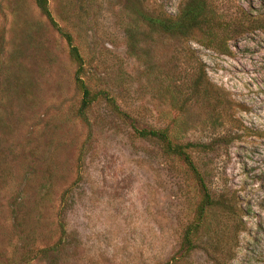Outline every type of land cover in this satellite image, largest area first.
<instances>
[{
  "label": "rangeland",
  "instance_id": "rangeland-1",
  "mask_svg": "<svg viewBox=\"0 0 264 264\" xmlns=\"http://www.w3.org/2000/svg\"><path fill=\"white\" fill-rule=\"evenodd\" d=\"M45 1L55 24L36 0H0V264H264V0H207L239 31L226 54L147 24L187 0ZM201 70L222 105L196 95ZM139 129L192 143L224 201L190 251L199 177Z\"/></svg>",
  "mask_w": 264,
  "mask_h": 264
},
{
  "label": "trees",
  "instance_id": "trees-1",
  "mask_svg": "<svg viewBox=\"0 0 264 264\" xmlns=\"http://www.w3.org/2000/svg\"><path fill=\"white\" fill-rule=\"evenodd\" d=\"M37 5L41 8L45 16L53 23L51 13L47 8L45 0H36ZM149 27L155 31H161L164 34H167L172 37L177 38H188L193 31H200L204 37L207 38L210 45H213L216 50L220 53L226 54L229 53V40H231L234 35L239 31L233 30L232 33L228 29H225V24L220 18V15L216 13L215 10L211 8L207 0H187L181 7L179 13L174 17H165V16H148L145 18ZM249 23L251 25L255 23L254 28H259L260 18L259 17H248ZM263 24V22H262ZM264 25V24H263ZM221 29L218 31V29ZM67 43L69 45V51L71 57L78 63V72L76 73L75 79L78 86L82 91L81 106L79 114L84 116V109L89 105V90L85 85L84 80L81 78L80 71L82 67L81 56L78 52L76 46L72 44L69 34H65ZM196 95L202 99H211L214 104L222 105L221 101L218 99L219 90L217 88L210 87L205 76L201 70L198 73L197 82H196ZM116 109V108H115ZM136 134L144 138H154L163 144L164 149L179 158H181L186 164L190 166L192 171L198 175L199 182L202 187V199L197 208L196 213V222L188 226L182 238V248L185 251H190L194 248V234L197 232L198 228L201 225L203 220L204 212L207 208L214 206L223 207L224 201H219L216 198H212L206 190L203 188L202 180L198 174L196 168L194 167L193 161L191 160L190 154L188 152L189 148L193 147L192 143H175L173 142L167 134L165 129L155 130V129H139L135 130Z\"/></svg>",
  "mask_w": 264,
  "mask_h": 264
}]
</instances>
